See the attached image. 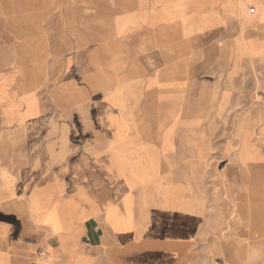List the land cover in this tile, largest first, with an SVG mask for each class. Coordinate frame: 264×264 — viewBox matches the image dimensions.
Here are the masks:
<instances>
[{
    "label": "rangeland",
    "instance_id": "rangeland-1",
    "mask_svg": "<svg viewBox=\"0 0 264 264\" xmlns=\"http://www.w3.org/2000/svg\"><path fill=\"white\" fill-rule=\"evenodd\" d=\"M129 1L130 10L124 7ZM237 1L228 34L218 42H196L198 85L163 87L164 100L144 88L134 111L115 96L112 104L121 109L106 128L108 145H122L127 213L130 198L138 195L142 211L152 212V225L167 237L172 239L175 229L174 238L184 239L180 230L187 229L196 264H264V19L258 20L264 0ZM164 5L159 0H0V80L19 82L22 76L18 90L32 108L29 95L40 75L33 67L54 53L71 64L77 58L79 65L89 55L86 43L119 36L111 29L125 23L120 14L151 21ZM176 28L185 34L191 29ZM188 43H180L183 55ZM217 49L226 55H208ZM94 116L76 114V137L98 135ZM130 117L137 118L135 126L125 124ZM86 120L90 127L82 125ZM136 136L140 149L150 148V173L131 158ZM27 140L25 131L0 132V148L10 145L13 155L15 149L22 157L32 155Z\"/></svg>",
    "mask_w": 264,
    "mask_h": 264
},
{
    "label": "crops",
    "instance_id": "crops-1",
    "mask_svg": "<svg viewBox=\"0 0 264 264\" xmlns=\"http://www.w3.org/2000/svg\"><path fill=\"white\" fill-rule=\"evenodd\" d=\"M237 2L159 0L166 9L151 21L120 14L125 23L111 29L119 36L86 43L89 55L79 65L77 58L71 64L54 53L33 67L40 75L29 95L32 108L18 90L22 76L19 82L0 80V132H28L32 152L22 157L10 145L0 148V264H196L187 229L180 230L184 239L174 238L175 229L167 237L135 194L127 213L122 145H108L106 128L121 109L112 104L115 96L134 111L144 88L164 100L163 87L198 85L196 42L224 38L238 15ZM131 6L129 1L124 7ZM177 24L191 27L190 33L178 31ZM181 41L189 42L185 55ZM208 55L226 54L217 49ZM86 111L95 114L91 125L98 135L78 138L74 117ZM124 121L137 124L136 117ZM84 124L91 126L89 120ZM131 141V158L152 172L150 148L140 149L137 136Z\"/></svg>",
    "mask_w": 264,
    "mask_h": 264
},
{
    "label": "built area",
    "instance_id": "built-area-1",
    "mask_svg": "<svg viewBox=\"0 0 264 264\" xmlns=\"http://www.w3.org/2000/svg\"><path fill=\"white\" fill-rule=\"evenodd\" d=\"M43 255H41L40 257H42Z\"/></svg>",
    "mask_w": 264,
    "mask_h": 264
}]
</instances>
